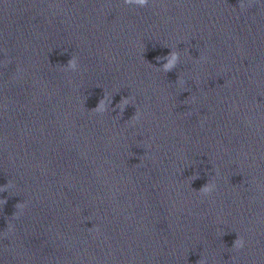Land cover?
<instances>
[{"label": "clouds", "instance_id": "9594fccd", "mask_svg": "<svg viewBox=\"0 0 264 264\" xmlns=\"http://www.w3.org/2000/svg\"><path fill=\"white\" fill-rule=\"evenodd\" d=\"M123 3L126 5H136L139 7H145L149 4V0H123ZM241 8H244L245 5L243 4V2H241L240 4ZM157 61L160 60H164L166 61V63L162 64L161 69L165 72H171L178 64L179 60H180V53L178 51H174L171 50L168 55L163 56V57H156ZM67 69H71L73 71H75L77 69V59L75 56L71 57L66 65ZM184 83V82H183ZM113 100L112 98H109L107 95H105L100 102L96 105L95 108H93L92 110L97 112V113H104L106 111H108L109 106L112 105ZM130 103L129 98H123L119 104L116 105V107L119 108L120 113L122 114L126 108V106H128ZM121 104L123 105L121 107ZM140 119V113L139 111L136 112V114L132 117V120L134 121H138ZM12 187L11 182H9L7 185H5L4 187H0V192L5 191L6 188ZM215 187L213 182H208L206 183L203 187H201L199 189V192L202 195H206L209 194L213 188ZM0 203H6V201L4 200H0ZM24 207V205L22 203L17 204L16 208H17V212L15 213L16 216H19L20 214V210H22ZM244 246V239L243 237H237L232 245V248L235 250H239Z\"/></svg>", "mask_w": 264, "mask_h": 264}]
</instances>
